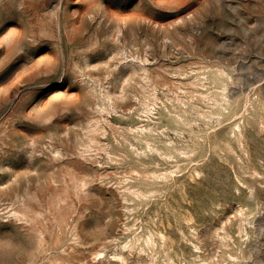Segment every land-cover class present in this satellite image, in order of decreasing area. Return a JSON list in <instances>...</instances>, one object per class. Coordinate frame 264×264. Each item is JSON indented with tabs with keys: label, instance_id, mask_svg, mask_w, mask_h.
I'll use <instances>...</instances> for the list:
<instances>
[{
	"label": "rangeland",
	"instance_id": "rangeland-1",
	"mask_svg": "<svg viewBox=\"0 0 264 264\" xmlns=\"http://www.w3.org/2000/svg\"><path fill=\"white\" fill-rule=\"evenodd\" d=\"M0 264H264V0H0Z\"/></svg>",
	"mask_w": 264,
	"mask_h": 264
}]
</instances>
